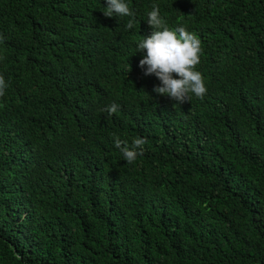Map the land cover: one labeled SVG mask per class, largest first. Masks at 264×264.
<instances>
[{"label": "trees", "instance_id": "obj_1", "mask_svg": "<svg viewBox=\"0 0 264 264\" xmlns=\"http://www.w3.org/2000/svg\"><path fill=\"white\" fill-rule=\"evenodd\" d=\"M126 2L130 30L106 0H0V264H264V0ZM153 5L199 37L202 99L140 68Z\"/></svg>", "mask_w": 264, "mask_h": 264}, {"label": "clouds", "instance_id": "obj_2", "mask_svg": "<svg viewBox=\"0 0 264 264\" xmlns=\"http://www.w3.org/2000/svg\"><path fill=\"white\" fill-rule=\"evenodd\" d=\"M106 3L108 6L103 12L106 17H112L114 14L131 17L125 28L127 30L133 28L136 23L135 14L126 0H106ZM147 17V23L154 31L150 36H141L138 41L140 52L147 53L140 60L139 66L144 69L145 76L154 75L161 82L153 91L171 98L178 104L189 101L191 94L202 99L207 93V87L202 73L196 70L202 55L199 37L186 30L184 26L170 28L157 5L152 6V10L147 12ZM6 87V81L0 75V97L5 94ZM118 109V104L111 103L102 111L115 114ZM114 141L115 147L120 149L129 164L143 155V148L147 143L146 138L140 137L134 138L131 146L118 136H114Z\"/></svg>", "mask_w": 264, "mask_h": 264}]
</instances>
